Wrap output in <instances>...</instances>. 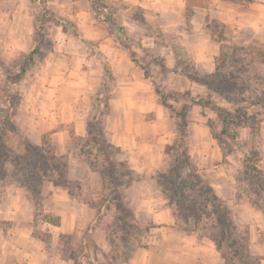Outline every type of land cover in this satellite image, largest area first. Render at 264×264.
<instances>
[{"label":"rangeland","instance_id":"1","mask_svg":"<svg viewBox=\"0 0 264 264\" xmlns=\"http://www.w3.org/2000/svg\"><path fill=\"white\" fill-rule=\"evenodd\" d=\"M121 1L124 5L132 6ZM15 3L16 8L25 9L29 17L13 18L0 15V130L3 115L8 111L6 96L11 91L17 90L21 94L19 106L24 105L28 112L24 110L18 117L16 112L13 116V121L15 124L18 123L19 129L16 127L15 131L0 133V179L8 175L14 181L30 184L37 155L34 150H26L27 143L41 146L42 137L45 135L48 148L60 162L67 166V178L71 183L56 186L60 193L69 194V191L74 190L76 194V186H79L80 197L75 199L78 202L76 204L88 211L92 209L94 214L104 196L109 193L108 189L101 187V179L96 172H89L86 168L88 170L86 174L81 169L83 167L78 165V159L84 161L72 139L75 135V121L77 125H81L82 137L86 134V120L92 108L91 99L100 85L102 76L101 59L93 50L84 47L71 33H64L62 28L57 26V19L61 18L76 25L79 36L93 43L97 50L104 57L106 54L111 62V66L109 65L113 84L111 98L106 105L101 104V115H98V118L107 140L118 150L115 159L126 162L127 156H135L136 149H139L141 157L144 156L147 159L144 166L147 167V172H151L146 176H150L147 181L150 180L152 184L143 182L132 190L129 189L130 187L118 190L123 205L132 212V207L135 210L136 203L141 199L148 201L156 199L157 195L150 190L152 185H156L154 178L158 173L168 172L177 152L180 136L177 128L178 121L170 115L166 107L159 103L155 87L167 96L168 104L176 110L190 105L192 99L200 100V105H193L187 114V134L184 141L187 154L196 165L199 175L212 186L214 191L230 197L232 206L229 209L238 231L240 234L251 236L249 238L250 254L254 260L259 261V264H264V206L258 207L241 195L247 186L254 184H258L264 191V143L261 139L264 122L260 126L257 138H252L246 128L238 129L237 138L221 135L222 149L208 128V122H210L219 133L222 129L221 121L217 112L205 107L202 102L208 99L214 105L229 111H233L235 106L227 103L223 96L209 91L203 83L206 74L199 67H196L199 74L198 80L174 71L173 67L179 58L174 57L172 50L166 46L156 45L145 33L144 28L138 25L141 24L140 22L126 17L119 11L116 21L124 27L126 37L122 44L134 53L138 64L132 62L127 51L119 46L115 38L116 29L109 23L97 21L96 12L89 0H48L50 15L44 30L50 36L52 48L46 54L42 68L31 70L32 78L25 76L16 87L10 86L8 83V71L12 69L10 65L32 46L34 28L31 20L38 7L31 0H15ZM6 9V1L0 0V10ZM146 18L160 23L157 19L147 16ZM164 34L171 38V42L180 45L182 54L190 61L178 38L171 33L164 32ZM227 44L233 45L229 43V40ZM100 46L104 51L99 50ZM140 47L148 50L149 53L141 50ZM255 67L264 76V62H256ZM138 70L142 72V75L138 76ZM185 92H187L186 95H184ZM25 99H27L26 103H24ZM249 113L264 116V111L258 108H251ZM40 114L42 117L38 118ZM119 144L126 145V150H123ZM252 151L254 155L251 154ZM247 161L260 172L255 178L257 181L252 179L254 173L247 169ZM157 167L161 169H156ZM135 173L144 179L141 173ZM187 173V168L182 169V176ZM78 177L81 180H77ZM232 188L236 190L235 196H231ZM13 189L20 190L24 194V191L18 187L7 188L2 193L0 207L5 193ZM49 195L45 194L49 199V205L53 206L54 201L49 198ZM39 198L43 203L40 195ZM62 209L65 212L75 208L62 206ZM138 214H141L142 222L145 224L147 216L145 207H140ZM49 215L54 219L57 218ZM117 215L118 211L114 205H111L109 211L90 234L85 235L87 227L84 230V226L81 225V229L79 226H74L72 231L62 236H93L96 231L104 236L107 233L112 235V232H118L120 227L116 219ZM135 223L146 236L149 227L140 225L136 219ZM30 227L32 235L41 237L42 241L47 243V237L51 235L44 227V222H34L32 219ZM9 229L8 222L0 221V234L7 235L10 233ZM61 241L64 244L65 253L82 255L80 258L82 264V249L85 247L84 244L82 245L83 241L77 247L70 249L67 248L68 239L62 238ZM107 247L108 252L103 255L96 248L91 250L93 256L98 255V259L93 256L91 259L94 262H103L105 259L106 262L110 251L109 245ZM74 257L70 256L72 260ZM86 259L88 258H85V264H87Z\"/></svg>","mask_w":264,"mask_h":264},{"label":"trees","instance_id":"2","mask_svg":"<svg viewBox=\"0 0 264 264\" xmlns=\"http://www.w3.org/2000/svg\"><path fill=\"white\" fill-rule=\"evenodd\" d=\"M229 1L242 6H248L253 2V0ZM31 2L38 5L32 21L34 28L32 46L15 63L10 65L12 69L8 71V83L14 87L22 82L25 76L32 78L31 70L42 68L43 60L52 48L50 36L44 30L50 15L48 0H31ZM89 2L96 12L97 21L109 23L116 29L115 38L119 46L127 51L132 62L138 64L134 53L122 44L126 37L124 27L116 21L119 11L126 17L134 18L138 23L140 22L141 24L138 25L144 28L145 33L153 39L156 45L166 46L172 50L174 57L179 58L173 67L174 71L183 73L193 80L199 79L196 65L182 54L180 45L171 42V38L164 34L162 25L157 21L148 20L141 8L124 5L121 0H89ZM56 23L64 33H71L84 47L93 50L101 59L102 76L100 85L91 99L92 108L86 120V134L83 137L73 135L72 139L79 155L89 169L100 176L101 187L109 191L97 206L85 235L90 234L97 227L98 222L109 211L110 206L114 205L118 211L116 219L120 227L118 232H112V235L106 234V242L110 251L105 264H123L128 261L133 250L140 245L145 233L135 223L134 214L120 201L118 190L131 187L143 178L137 175L127 162H119L115 159L118 150L107 140L102 123L98 118V115H101V104L106 105L111 98L113 86L107 60L93 43L87 42L79 36L75 26L69 21L59 18ZM205 28L211 39L220 44V49L214 58V71L204 75L203 83L209 91L223 96L227 103L235 106L233 111H229L214 105L208 99L202 102L205 107L217 112L222 129L217 133L210 122H208V128L212 137L223 149L221 135H231L233 138H237L239 136L238 129L241 128H246L252 138H257L259 135L264 116L252 115L249 110L258 108L264 111V76L255 67L256 62H264V51L252 45L227 44L226 28L216 21L206 19ZM140 49L149 53L142 47ZM155 93L159 103L166 107L170 115L178 121L177 128L180 133L177 152L168 172L158 173L154 178L158 191L165 197L171 210L175 226L179 230L192 232L200 238L210 240L223 264H259V261L254 260L250 254L249 237L238 231L227 203L199 175L196 165L187 154L184 142L187 134V114L193 105H200L201 101L192 99L190 105L176 110L171 104H168L167 96L161 93L157 87H155ZM186 94L187 92L184 93V95ZM20 100L21 94L17 90L11 91L6 96L8 111L3 115L1 121V134L6 131H15L16 125L13 116L19 108ZM26 150H34L37 155V162L31 174L32 182L28 184L14 181L10 176L5 175L0 179V199L7 188L18 187L25 193L34 222L41 221L59 226L58 218H52L44 210L43 203L39 198L40 187L45 182H51L54 186L70 184L71 182L67 178V166L60 162L48 148V140L45 135L42 137L41 146L27 143ZM251 154L254 155V151ZM246 163L247 169L254 173L252 179L257 181L255 178L260 172L253 168L248 161ZM184 168L188 169V173L182 176L181 172ZM75 191L78 194H75L74 190L69 191L70 198L78 199L80 197L79 186H76ZM241 193L248 202L258 207L264 206V191L258 184L247 186ZM32 236L42 241L41 237ZM46 245H50V236L47 237ZM81 256H73V264H81Z\"/></svg>","mask_w":264,"mask_h":264},{"label":"crops","instance_id":"3","mask_svg":"<svg viewBox=\"0 0 264 264\" xmlns=\"http://www.w3.org/2000/svg\"><path fill=\"white\" fill-rule=\"evenodd\" d=\"M5 1L7 9L0 10L1 16L29 17L25 9L16 8L15 0ZM123 1L141 8L147 17L160 21L163 31L178 38L187 56L205 74L214 71V58L220 49V44L211 39L208 30L205 28L206 19L225 26V35L229 43L252 45L264 51V0H253L248 6H242L229 0ZM101 46L98 49L104 51L101 50ZM106 59L111 66L109 58L106 57ZM141 73L138 70V76L142 75ZM26 101L27 99L24 103ZM24 110L28 112L24 105H20L16 116L18 117ZM39 117L41 118L42 114ZM76 123L75 121L74 134L82 137L81 125ZM15 125L18 129L20 128L17 122ZM261 139L264 143V126L262 127ZM119 146L126 150V145L119 144ZM136 150L135 156L126 157V162L134 172L141 173L144 179L134 183L129 188L130 190L135 186L142 185L143 182L152 184L150 180L147 181L150 176L146 175L151 174V172H147L148 169L144 166L147 159L139 155V149ZM78 165L83 167L81 169L85 173L88 172L86 170V168L89 169L88 166L81 159H78ZM156 169L160 170L161 168L157 167ZM150 170L152 171V169ZM89 172H91L90 169ZM69 177L71 178V176ZM77 180L81 179L78 177ZM150 190L157 195L156 199L148 201L143 198L136 203L135 210L132 207L136 221L140 225L148 226L149 232L142 237L140 245L133 250L128 261L123 264H223L210 240L200 238L192 232L179 230L175 226L171 210L155 184L150 187ZM59 191L51 183L41 185L40 196L43 199L44 209L47 213L59 218L60 223L59 226L44 223V227L49 230L51 235L49 246L32 236L30 223L33 215L25 193L23 194L17 189L8 190L5 193L0 207V221L9 223L10 233L7 235L0 234V264H73L70 256L75 255L64 252L65 247L61 241L62 238L69 240L68 249L77 247L83 241L85 247L82 249V264H85V258H88L86 259L87 264H105V259L103 262H94L91 259L93 256L91 250L95 248L102 255L108 252L106 236L101 232L96 231L93 236H62L64 233L72 231L74 226H79L81 229V225H83L85 230L94 217V211L81 208L76 204L78 202L75 199L69 198L67 192L60 193ZM232 192L231 196H235L236 190L234 191L232 188ZM46 193L50 194L49 198L54 201L53 206L49 205V199L45 196ZM217 195L226 201L229 208L232 206L230 197L220 195V193ZM62 206H70L75 209L64 212ZM140 207L146 209L145 224L142 222L141 214H138ZM93 257L98 259V255Z\"/></svg>","mask_w":264,"mask_h":264}]
</instances>
